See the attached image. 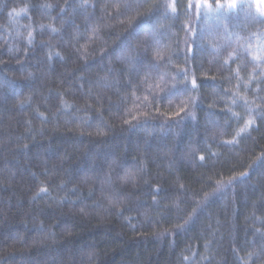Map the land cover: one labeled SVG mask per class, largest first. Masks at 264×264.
<instances>
[{"label":"trees","instance_id":"obj_1","mask_svg":"<svg viewBox=\"0 0 264 264\" xmlns=\"http://www.w3.org/2000/svg\"><path fill=\"white\" fill-rule=\"evenodd\" d=\"M121 2L87 0L81 8L84 0H0V264H264L256 231L264 232V161L256 160L264 152V120L236 137L248 114L242 102L231 103L235 93L262 103L255 81L244 87L259 69L253 73L243 53L224 65L226 52L191 41L195 58L187 63L184 55L156 61L158 50L185 51L188 16L149 14L165 0H140L118 13ZM25 6L27 13L8 16ZM129 21L153 25L159 46L145 51L141 31L130 41L139 55L123 48ZM209 41L217 42L203 43ZM151 62L160 63L166 80L177 68L196 77V119L175 123L167 114L179 101L153 100L148 85L159 75ZM232 176L239 178L205 202L216 181Z\"/></svg>","mask_w":264,"mask_h":264},{"label":"snow or ice","instance_id":"obj_2","mask_svg":"<svg viewBox=\"0 0 264 264\" xmlns=\"http://www.w3.org/2000/svg\"><path fill=\"white\" fill-rule=\"evenodd\" d=\"M254 3L256 5L255 10H253ZM178 4L179 0H165L163 5H154L152 9H149L150 15H156L159 12L164 19L171 18L172 20H176L182 14H186L188 16V19L182 23V27L186 32V36L184 38L185 51L181 52L177 47L176 49L168 51L167 55H165L163 52L158 50L155 53L156 61H163L167 59L170 63L172 56L184 55L185 63H187L189 58H195V52L193 47L189 45V41L195 45L196 49L203 50L204 47H208L216 55H220L222 51L226 52V58H222V64L224 65H228L230 61L239 60L241 58V54L243 53L245 60L256 66L253 68V73L256 72L257 68L259 69L258 77L251 76L248 81L244 82L245 89H247L250 84L255 81L258 86L254 89V91L256 93L264 91V89L259 87L260 83H264V0H188V3L184 5L183 9L179 8ZM89 6L90 5L87 3V0H84V3L81 4V8H87ZM140 6V0H123V2L116 4V9L119 13V9L121 8L127 11ZM42 7L53 8L54 5L45 4ZM161 8L162 12L160 11ZM153 9H155V11H153ZM27 11V6L19 9L13 7L8 12V16H18L20 13H27ZM60 11L63 13L65 9L61 8ZM193 22L196 25L195 27H193ZM156 23L158 24L159 20H157ZM129 25L131 30L128 31L127 36L121 41L123 48H131L130 41L138 36L141 31L146 32L144 42L145 51H147V49L153 44L159 46L160 42L159 39H157L158 30L153 25H149L146 29L141 28L139 25L132 26V21H129ZM250 25L256 26L257 30L250 31ZM40 27L43 28L44 26L41 25ZM237 29H239V31H237ZM98 30V28H93V32H97ZM52 31L57 32L58 30L52 28ZM241 32H247V36H242ZM32 35V32L29 31L28 43L30 45L33 42ZM206 37H212V39L217 42L212 43L209 41L205 44L203 42ZM253 41L255 42L254 44L252 43ZM234 43L235 47H233ZM229 49L231 50L229 51ZM131 50L139 55L138 49L131 48ZM189 54H191V57ZM56 55H59V53H56ZM49 58H51V54ZM151 67L155 69L159 75L158 83L155 85H148V88L152 91L153 100H158L161 96H163V98L168 99L170 105L179 101V104H176L177 110L167 114L169 116V120L175 123H180L186 118L196 119L193 109L198 106V97L190 95L191 92L199 90L196 77L194 75L190 77L189 71L186 68H177L175 74L169 76L166 80V74L160 72L159 62H151ZM131 70H137L135 60H133ZM235 71L237 78H239L240 68L238 67ZM11 83L15 84V81H12ZM143 83H146V81H143ZM237 87H239V84ZM186 94H189L187 95V99H181V97H184ZM225 95H227V91L225 92ZM259 98L262 103L260 105H255L254 101H249L246 96H242L239 93L233 94V99L231 101L232 105L235 106L238 101L242 102L248 114V119H245L243 126L236 131V137H241L242 134H248L249 129L256 125L257 118L264 120V96ZM145 99H147V97H145ZM21 103H23V101ZM65 106L67 107V105ZM209 108L211 109V105ZM157 111L159 110L157 109ZM228 111L232 112V109L229 108ZM41 115H43V113H41ZM232 116L235 117L237 121L243 119V116L239 113L232 112ZM145 117V122H147V114H145ZM136 119V117H133V120ZM124 123L130 124L131 121L125 120ZM135 126H140L139 122ZM169 126L168 121H165L162 125V127ZM228 126H230L229 121H225V127ZM227 143L235 145L237 141L233 139ZM194 151L195 149H193V152ZM204 159V156L200 157L201 161ZM256 160L264 161V152L257 156ZM253 163H255V161H253ZM249 166L251 167V165ZM244 175H247V172L239 173V176ZM125 178H127V176ZM238 178V176H232L227 181H216V189L211 193L205 194V202L213 196L223 194L222 190L231 186ZM105 179L110 181L111 174H107ZM101 190L103 191L102 186ZM40 191L46 192L47 190L41 188ZM115 195L118 196L119 191H116ZM153 199H155V197H153ZM73 203H75V201H73ZM196 211L197 209H193V213ZM189 219H191V216ZM185 223H187V221H185ZM40 227L41 230H43V225ZM177 227L180 228L183 227V225H178ZM256 231L260 232L261 237L264 238V232H261L260 229H256ZM261 254H264V247L261 248ZM253 255H256V253H249V259H251ZM82 256L83 253H81V257ZM91 256L92 254H89V259H91ZM32 264H34V262H32ZM53 264H55L54 261ZM71 264H76L75 258L72 259Z\"/></svg>","mask_w":264,"mask_h":264}]
</instances>
